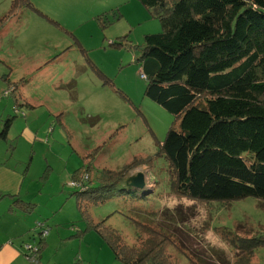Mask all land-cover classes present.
I'll return each mask as SVG.
<instances>
[{
	"label": "rangeland",
	"instance_id": "rangeland-1",
	"mask_svg": "<svg viewBox=\"0 0 264 264\" xmlns=\"http://www.w3.org/2000/svg\"><path fill=\"white\" fill-rule=\"evenodd\" d=\"M6 16L0 114L12 119L14 159L29 164L16 205L33 222L27 244L37 245V224L58 235L42 254L46 264H121L94 232L77 236L86 222L72 176L88 170L96 188L104 171L135 160L141 165L126 178L142 173L144 192L117 185L87 207L94 223L105 220L128 245L142 234L139 224L156 225L215 263L221 251L235 256L226 232L264 240V205L255 199L225 205L169 192L159 150L175 118L145 96L140 61L144 37L161 25L137 0H0ZM256 256L264 262V248Z\"/></svg>",
	"mask_w": 264,
	"mask_h": 264
},
{
	"label": "trees",
	"instance_id": "trees-1",
	"mask_svg": "<svg viewBox=\"0 0 264 264\" xmlns=\"http://www.w3.org/2000/svg\"><path fill=\"white\" fill-rule=\"evenodd\" d=\"M137 1L161 25L160 33L144 37L140 61L145 96L175 118L159 150L169 192L207 203L251 198L264 205V0ZM9 19H0V35ZM11 125L12 119L4 122L2 140ZM139 165L135 160L117 173L104 171L96 188L90 179L82 185L77 207L86 229L79 238L94 232L121 264H264L256 256L264 240L256 236L226 232L235 256L221 251L209 263L159 226L139 224L142 234L128 245L105 220L94 223L87 207L125 185ZM88 172L75 170L73 181ZM38 246L40 258L44 239Z\"/></svg>",
	"mask_w": 264,
	"mask_h": 264
},
{
	"label": "crops",
	"instance_id": "crops-1",
	"mask_svg": "<svg viewBox=\"0 0 264 264\" xmlns=\"http://www.w3.org/2000/svg\"><path fill=\"white\" fill-rule=\"evenodd\" d=\"M9 117L13 118V116H7V118ZM4 122L3 115L0 114V133ZM11 133L9 130L6 140H2L0 137V264H30L24 256L22 247L28 245L27 235L32 229L33 222L28 215H23L20 209L14 207L16 201H22L20 198L21 187L30 169H28L29 164L23 166L22 162L14 159L15 147L12 144ZM55 238H58V235L54 237L51 232L42 238L45 247L41 250L40 258H38L39 264H46V260L42 259V254ZM101 242L103 243L102 240ZM39 243L40 239L37 244ZM103 245L107 248L104 243ZM111 256L113 257L112 253ZM78 262L81 263L80 260Z\"/></svg>",
	"mask_w": 264,
	"mask_h": 264
},
{
	"label": "built area",
	"instance_id": "built-area-1",
	"mask_svg": "<svg viewBox=\"0 0 264 264\" xmlns=\"http://www.w3.org/2000/svg\"><path fill=\"white\" fill-rule=\"evenodd\" d=\"M142 77L144 78V76L142 75ZM88 180V175H84V177H82V179L78 182V181H74L73 185L78 188V189H82V185L85 184ZM37 227H39L40 232V238H45L48 233H49V229L45 227L44 224H37ZM25 251H29L30 255L29 257L27 256V259L29 260L30 264H39V260H38V249L39 246L38 244L34 247L31 245H25L24 246Z\"/></svg>",
	"mask_w": 264,
	"mask_h": 264
},
{
	"label": "water",
	"instance_id": "water-1",
	"mask_svg": "<svg viewBox=\"0 0 264 264\" xmlns=\"http://www.w3.org/2000/svg\"><path fill=\"white\" fill-rule=\"evenodd\" d=\"M145 184L144 175L142 173H137L136 175L128 176L125 180V185L133 189L140 190ZM40 239V235H39Z\"/></svg>",
	"mask_w": 264,
	"mask_h": 264
}]
</instances>
